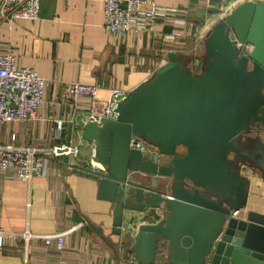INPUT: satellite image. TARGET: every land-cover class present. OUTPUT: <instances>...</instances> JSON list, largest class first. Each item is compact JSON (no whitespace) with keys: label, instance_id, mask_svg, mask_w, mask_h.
<instances>
[{"label":"water","instance_id":"water-1","mask_svg":"<svg viewBox=\"0 0 264 264\" xmlns=\"http://www.w3.org/2000/svg\"><path fill=\"white\" fill-rule=\"evenodd\" d=\"M235 41L251 51L241 54ZM112 112L80 128L101 170L71 168L97 178L96 199L113 204L112 234H120L124 213L160 212L134 229V263L155 264L161 248L163 264L209 257L210 264H264V215L241 212L249 186L241 172L264 182V2L227 12L207 32L199 59L168 52ZM131 137L142 152L129 148ZM87 226L112 249L100 228Z\"/></svg>","mask_w":264,"mask_h":264},{"label":"crops","instance_id":"crops-1","mask_svg":"<svg viewBox=\"0 0 264 264\" xmlns=\"http://www.w3.org/2000/svg\"><path fill=\"white\" fill-rule=\"evenodd\" d=\"M152 1L175 11L168 17L183 20V25L157 20L140 40L134 35L115 38L102 28L101 0H39L37 20L0 22V54L8 47L20 67L32 69L50 82L43 92L37 119L1 125L0 143L8 142L13 134L15 145L42 149L56 146L50 128L53 120L61 119L63 140L67 125H71L73 143L80 142L88 152L81 156L78 152L67 164L52 159L47 175L29 183L14 179L11 173L0 175V227L13 236L0 249V264H135L128 255L134 229L154 222L160 212L124 213L120 234L111 233L113 204L96 199V177L71 168L100 167L90 161L91 145L79 140L89 103L85 99L75 105L62 101V88L70 83L94 84L128 94L166 63L168 52L199 59L207 32L227 12L244 1L257 2L227 0L209 5L201 0ZM241 174L249 179L241 212L264 215V182L257 173L243 170ZM127 180L148 185L133 174ZM132 219L135 224H131ZM87 224L100 228L113 250ZM25 233L33 237L24 241L21 235ZM56 233L64 234L60 252L53 244L44 245L36 238ZM162 251L157 250L155 264H163ZM206 264H210V257Z\"/></svg>","mask_w":264,"mask_h":264},{"label":"built area","instance_id":"built-area-1","mask_svg":"<svg viewBox=\"0 0 264 264\" xmlns=\"http://www.w3.org/2000/svg\"><path fill=\"white\" fill-rule=\"evenodd\" d=\"M201 1L214 4L227 2V0ZM101 2L102 28L115 38L134 35L140 40L149 31L150 25L157 20H164L173 25L184 23L183 20L168 17L175 11L157 6L152 0H101ZM38 10L39 0H0V22L12 20L33 22L38 18ZM235 47L241 54H248L252 49L251 45L236 41ZM49 85V81L39 78L32 69L20 67L7 47L0 54V126L20 123L26 119H37L38 109L43 103V92ZM126 95L119 90L102 89L94 84L70 83L62 88L60 98L72 105L85 99L89 103L87 122L98 123L102 118H113V109ZM50 130L53 141L58 144L47 149L15 145L13 134L10 135L8 142L0 143V175L11 173L14 179L29 183L34 178L47 175L52 159H61L64 156L68 159L76 158L80 142L74 144L71 136L69 144H65L63 120H53ZM128 146L141 152L145 149L134 137L130 138ZM91 167L101 170V167H95L93 164ZM63 236V233H56L36 238L41 239L44 245L53 244L55 251L60 252L63 249ZM32 237L28 233L21 235L24 241ZM11 238L13 236L5 233L0 227V249L5 241Z\"/></svg>","mask_w":264,"mask_h":264},{"label":"rangeland","instance_id":"rangeland-1","mask_svg":"<svg viewBox=\"0 0 264 264\" xmlns=\"http://www.w3.org/2000/svg\"><path fill=\"white\" fill-rule=\"evenodd\" d=\"M213 3H209V5H212ZM140 141V140H139ZM141 142V141H140ZM82 143H85L84 141H82ZM141 144H142V142H141ZM143 145V144H142ZM78 152H79V155L81 156V155H86V154H88V152L86 151V149L83 147V146H80L79 148H78ZM162 183L163 182H159V184H158V187H162Z\"/></svg>","mask_w":264,"mask_h":264},{"label":"trees","instance_id":"trees-1","mask_svg":"<svg viewBox=\"0 0 264 264\" xmlns=\"http://www.w3.org/2000/svg\"><path fill=\"white\" fill-rule=\"evenodd\" d=\"M128 255L133 257L132 252H130Z\"/></svg>","mask_w":264,"mask_h":264},{"label":"bare ground","instance_id":"bare-ground-1","mask_svg":"<svg viewBox=\"0 0 264 264\" xmlns=\"http://www.w3.org/2000/svg\"><path fill=\"white\" fill-rule=\"evenodd\" d=\"M95 165L100 166V165H98V164H96V163H95ZM95 167H96V166H95Z\"/></svg>","mask_w":264,"mask_h":264}]
</instances>
